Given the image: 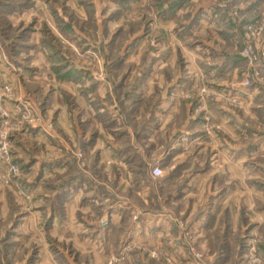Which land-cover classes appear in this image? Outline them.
Listing matches in <instances>:
<instances>
[{
  "label": "rangeland",
  "instance_id": "374dc122",
  "mask_svg": "<svg viewBox=\"0 0 264 264\" xmlns=\"http://www.w3.org/2000/svg\"><path fill=\"white\" fill-rule=\"evenodd\" d=\"M0 264H264V0H0Z\"/></svg>",
  "mask_w": 264,
  "mask_h": 264
},
{
  "label": "built area",
  "instance_id": "2783aa9c",
  "mask_svg": "<svg viewBox=\"0 0 264 264\" xmlns=\"http://www.w3.org/2000/svg\"><path fill=\"white\" fill-rule=\"evenodd\" d=\"M161 173V169L158 166H153L151 168V175L152 176H158Z\"/></svg>",
  "mask_w": 264,
  "mask_h": 264
}]
</instances>
